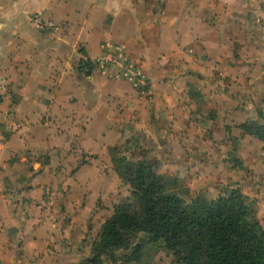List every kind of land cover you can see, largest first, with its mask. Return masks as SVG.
<instances>
[{
    "label": "crops",
    "instance_id": "obj_1",
    "mask_svg": "<svg viewBox=\"0 0 264 264\" xmlns=\"http://www.w3.org/2000/svg\"><path fill=\"white\" fill-rule=\"evenodd\" d=\"M254 121L264 0H0V264L89 256L131 188L115 151L183 199L178 182L190 200L248 191L264 177V140L241 127Z\"/></svg>",
    "mask_w": 264,
    "mask_h": 264
},
{
    "label": "trees",
    "instance_id": "obj_2",
    "mask_svg": "<svg viewBox=\"0 0 264 264\" xmlns=\"http://www.w3.org/2000/svg\"><path fill=\"white\" fill-rule=\"evenodd\" d=\"M80 69L90 74L93 64L86 61ZM241 127L264 140V123ZM117 152L115 170L130 185L131 195L103 223L93 256L78 264H103L104 251L127 248L128 234L138 232L147 234L149 242L164 241L181 264H264V226L240 189L215 198L199 194L186 202L172 189V178L158 173L149 160L132 161Z\"/></svg>",
    "mask_w": 264,
    "mask_h": 264
},
{
    "label": "rangeland",
    "instance_id": "obj_3",
    "mask_svg": "<svg viewBox=\"0 0 264 264\" xmlns=\"http://www.w3.org/2000/svg\"><path fill=\"white\" fill-rule=\"evenodd\" d=\"M235 139H237L236 137H233V141L234 144L235 143ZM235 154L231 153L229 155V159L231 162L235 163ZM156 166V165H154ZM156 168V167H155ZM157 171V169H156ZM249 172V171H248ZM264 181V177L262 179H258L256 180L255 184L251 185V188L247 191L246 188V184L247 181L246 179H242L240 182V186L237 187L238 189H240V191H242L244 193V195L247 197V201L251 204L254 205L252 207L255 211L256 217L260 220V222L262 223V225L264 226V187L261 188L260 187L257 189V193L260 194V196H256L254 194V188L260 183H262ZM168 182L170 184H173V181H169ZM177 182V181H176ZM185 182H179L177 183V189L180 192V194L185 195V201L189 202L190 201V196H189V187L186 186L184 184ZM232 184L234 183H229L228 185H222L220 186V193L219 195L222 194H226L228 192L231 191L232 188ZM130 187V186H129ZM175 188L174 186L172 187V189ZM127 190H124V194H126L128 192V197H125L123 195V193L121 195H123L121 201L119 202L118 205H121L122 203H124L131 195V188H129V190L126 192ZM213 193L212 195H209L208 198H212L217 196V193H214L213 191L211 192ZM248 193L250 195H248ZM191 195V194H190ZM188 197V198H187ZM259 202H261L259 204ZM70 219L65 218L64 221H62L64 223V228L67 225V223H70ZM89 230H92V228L90 227ZM101 233V231H100ZM97 236V239L100 236ZM90 234H92V231H90ZM129 236V240L131 245L128 246L127 248H120V249H115V250H110V251H104L101 255V261L103 262V264H181L179 262H177L174 254L172 251H170L166 246L164 241H158V242H149L148 241V236L145 233L142 232H138V233H132V234H128ZM96 239V240H97ZM95 240V241H96ZM140 244V248H138V250L135 252V247L136 245ZM90 246L92 248V245L90 243ZM93 256V251L91 249L89 256H84L85 258L88 257H92ZM85 258H83L81 261L75 263L78 264L80 262H82Z\"/></svg>",
    "mask_w": 264,
    "mask_h": 264
},
{
    "label": "built area",
    "instance_id": "obj_4",
    "mask_svg": "<svg viewBox=\"0 0 264 264\" xmlns=\"http://www.w3.org/2000/svg\"><path fill=\"white\" fill-rule=\"evenodd\" d=\"M32 21L40 28L47 29L50 26H53L51 23L46 22L39 14H35L32 16ZM1 149V145H0Z\"/></svg>",
    "mask_w": 264,
    "mask_h": 264
}]
</instances>
